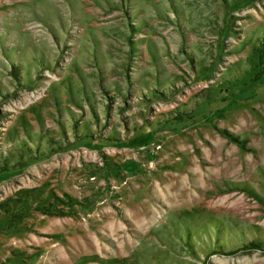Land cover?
<instances>
[{"label": "rangeland", "instance_id": "374dc122", "mask_svg": "<svg viewBox=\"0 0 264 264\" xmlns=\"http://www.w3.org/2000/svg\"><path fill=\"white\" fill-rule=\"evenodd\" d=\"M0 264H264V0H0Z\"/></svg>", "mask_w": 264, "mask_h": 264}]
</instances>
